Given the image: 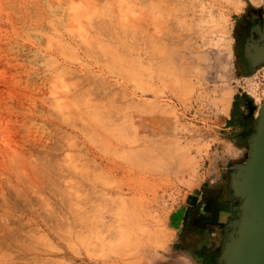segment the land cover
Listing matches in <instances>:
<instances>
[{
    "label": "rangeland",
    "instance_id": "374dc122",
    "mask_svg": "<svg viewBox=\"0 0 264 264\" xmlns=\"http://www.w3.org/2000/svg\"><path fill=\"white\" fill-rule=\"evenodd\" d=\"M237 1L0 0V264H149L172 241L194 246L189 214L245 160L236 130L264 99L259 74L235 67ZM140 34L155 53L145 82ZM151 142L156 160L138 150Z\"/></svg>",
    "mask_w": 264,
    "mask_h": 264
},
{
    "label": "water",
    "instance_id": "95a60500",
    "mask_svg": "<svg viewBox=\"0 0 264 264\" xmlns=\"http://www.w3.org/2000/svg\"><path fill=\"white\" fill-rule=\"evenodd\" d=\"M259 40L257 56L264 59V30ZM228 189L238 204L236 211L226 204L216 212L224 227L216 264H264V99L253 117L246 158L234 165Z\"/></svg>",
    "mask_w": 264,
    "mask_h": 264
},
{
    "label": "flooded vegetation",
    "instance_id": "af4514ba",
    "mask_svg": "<svg viewBox=\"0 0 264 264\" xmlns=\"http://www.w3.org/2000/svg\"><path fill=\"white\" fill-rule=\"evenodd\" d=\"M259 4H257V6L247 0L243 11L237 17L233 27V54L235 67L241 77L252 78L259 74L261 77L259 83L262 87V85H264V82H262L264 59L258 57L257 54L258 47L261 44L259 40L260 34L264 30L263 1ZM242 93L248 95V92L244 89H242L240 95H242ZM237 102H239V99ZM242 103L245 107L249 105L247 100H244ZM249 126L250 123L247 119L240 122L235 134L236 143H239L240 145L245 141L247 143L250 134L248 133ZM228 181L229 173L225 178H220L215 186L206 189L202 202L198 204V208H196L193 213L189 214L190 216H193L191 224L201 231L200 240L202 242L194 244L199 245L197 247L199 252H212V254L218 253L224 236V227L219 223L216 212L220 208L225 209L226 204H230L236 211L235 207L238 204V199L232 197L231 191L227 187ZM223 214L226 216L228 213ZM217 240H219L220 243H216ZM201 257H203L201 260L204 263V256Z\"/></svg>",
    "mask_w": 264,
    "mask_h": 264
},
{
    "label": "bare ground",
    "instance_id": "6f19581e",
    "mask_svg": "<svg viewBox=\"0 0 264 264\" xmlns=\"http://www.w3.org/2000/svg\"><path fill=\"white\" fill-rule=\"evenodd\" d=\"M238 1H239V0H238ZM238 1H237V2H238ZM249 1H250L251 3L257 5V4L261 3L263 0H249ZM154 4H155V3H154ZM161 4H162V3H161ZM155 5H158V4H155ZM259 5H260V4H259ZM153 6H154V5H153ZM257 6H258V5H257ZM155 7H156V6H155ZM157 9H158V7H157ZM157 9H156V10H157ZM160 9H161V7H160ZM158 10H159V9H158ZM162 10H163V9H161V11H162ZM153 11H154V10H153ZM162 12H163V11H162ZM165 12H166V11H165ZM156 13H157V12H156ZM142 18H143V17H142ZM141 20H144V19H141ZM147 21H148V20H147ZM144 22H145V21H144ZM142 24H143V23H142ZM145 25H146V24H145ZM140 29H142V28H140ZM155 29H156V28H155ZM146 31H147V29H146ZM138 34H139V33H138ZM144 34H145V32H144ZM144 34H142V35L140 34L141 37H140V40H139V46L137 47V48H138V51H137V52H138V59H139V63H138V65H139V66H138V74H139V76H138V77L140 78V80H141L142 82L144 81V78L146 77V74H147V75L149 74V73H147V60H150V61H148V62H152L153 57H155V53H154V52L151 53L152 51H151V52L149 51V52L151 53V54H149V52H148V50H147V48H148L147 46H149V45H148V42H149V40H151V37L149 36L150 39H149V38L147 39V37H146ZM150 35H151V34H150ZM154 36H155V35H154ZM154 36H153V37H154ZM138 39H139V38H138ZM152 40H154V38H153ZM155 40H156V39H155ZM158 41H159V40H158ZM151 42H152V41H151ZM155 42H157V40H156ZM175 43H176V42H175ZM160 44H161V42H160ZM160 44H159V45H160ZM171 44H172V43H171ZM137 45H138V43H137ZM176 46H178V45L176 44ZM149 47H150V46H149ZM166 47H167V46H166ZM178 48H179V47H178ZM176 49H177V48H176ZM165 50H166V49H165ZM171 50H172V49H171ZM179 50H180V49H179ZM179 50H178V51H179ZM163 51H164V50H163ZM166 51H167V50H166ZM173 51H174V50H173ZM167 52H168V51H167ZM169 52H170V50H169ZM169 52H168V53H169ZM158 53H159V52H158ZM158 53H157V54H158ZM168 53H167V55H168ZM173 53H174V52H173ZM178 53H179V52H178ZM169 54H171V53H169ZM180 54H182V53H180ZM152 55H153V56H152ZM176 56H177V55H176ZM189 56H190V55H189ZM194 57H195V56H194ZM199 57H200V56H199ZM176 58H177V57H176ZM181 58H182V57H181ZM183 58H184V56H183ZM201 58H202V57H201ZM156 59H157V57H156ZM163 59H164V58H163ZM166 59H167V58H166ZM184 59H185V58H184ZM136 60H137V59H136ZM159 60H160V59H159ZM168 60H169V59H168ZM172 60H173V59H172ZM172 60H171V61H172ZM186 60H188V58H187ZM191 60H192V59H191ZM191 60H190V63H191ZM205 60H206V59H205ZM169 61H170V60H169ZM171 61H170V62H171ZM173 61H174V60H173ZM173 61H172V62H173ZM154 62L157 63L156 61H154ZM170 62H169V63H170ZM176 62H177V61H176ZM166 63H167V62H166ZM173 63H175V62H173ZM177 63H178V62H177ZM179 63H180V64H177L178 66H177V65H176V66H173V64L171 65V68L174 67V68H173V72L170 70L171 73L174 74L173 77H176L174 71L177 70L178 72L176 71V73H179L180 71L182 72V70H181V66H182L183 64H181V62H179ZM182 63H183V62H182ZM192 63H193V61H192ZM157 64H158V63H157ZM163 64H164V63H163ZM175 64H176V63H175ZM195 64H196V63H195ZM195 64H194L193 66H195ZM198 64H199V63H198ZM180 65H181V66H180ZM136 66H137V65H136ZM159 66H160V65H159ZM172 66H173V67H172ZM179 66H180V68H179ZM184 66H185V65H184ZM184 66H183V71L186 70V69H184V68H186V66H185V67H184ZM188 67H189V66H188ZM154 68H155V67H154ZM157 68H158V67H156V69H157ZM165 68H166V67H165ZM169 68H170V67H169ZM169 68H168V69H169ZM175 68H178L179 70H178V69L175 70ZM190 68H191V67H190ZM160 69H161V68H160ZM188 70H189V69H188ZM102 71H103V70H102ZM155 71H156V70H155ZM167 71H168V70H167ZM119 73H120V71H119ZM166 73H167V72H166ZM161 74H162V73H161ZM180 74H181V73H180ZM153 76L156 77V78H162V77H161L162 75L159 76L158 73H156V74L154 73ZM179 76H180V75H179ZM182 76H183V75H182ZM136 77H137V76H136ZM138 77H137V78H138ZM180 77H181V76H180ZM139 78H138V79H139ZM163 78H164V77H163ZM163 78H162V79H163ZM183 78H184V76H183ZM169 79H170V78H169ZM171 79H172V77H171ZM150 80H151V79H150ZM178 80H179V79H178ZM178 80H177V81H178ZM145 81H146V78H145ZM145 81H144V82H145ZM167 82H169V81H167ZM178 82H179V81H178ZM152 83H153V82H152ZM165 83H166V82H165ZM173 83H174V82H173ZM181 83H183V82H181ZM185 83H186V82H185ZM188 83H189V82H188ZM191 83H192V82H191ZM113 84H114V83H113ZM169 84H170V83H169ZM169 84H168V85H169ZM177 84H178V83H177ZM189 84H190V83H189ZM170 85H171V84H170ZM178 85H179V84H178ZM186 85H187V84H186ZM192 85H193V84H192ZM192 85H191V86H192ZM148 86H149V85H148ZM194 87H195V86H194ZM153 88H154V87H153ZM155 88H156V87H155ZM185 88H186V87H185ZM188 88H189V87H188ZM192 89H193V88H192ZM148 90H149V89H148ZM153 90H154V89H153ZM155 90H156V89H155ZM156 91H157V90H156ZM112 92H113V91H112ZM123 92H124V90H123ZM116 93H117V92H116ZM180 93H181V92H180ZM88 94H89V93H88ZM108 94H109V93H107V95H108ZM90 95H91V94H90ZM109 95H111V94H109ZM79 96H81V95H78V97H79ZM91 96H92V95H91ZM125 96H127V94H126ZM78 97H77V98H78ZM82 97H83V96H82ZM86 97H87V96H86ZM108 97H109V96H108ZM108 97H107V98H108ZM111 97H112V96H111ZM75 98H76V97H75ZM79 98H80V97H79ZM105 98H106V96H105ZM105 98H104V99H105ZM113 98H115V96H113ZM81 99H83V98H80V100H81ZM87 99H89V97H87ZM87 99H86V100H87ZM94 99H95V98H94ZM108 99H109V98H108ZM111 99H112V98H111ZM226 99H227V98H225V100H226ZM144 100H145V99H144ZM81 101H82V100H81ZM87 101H88V100H87ZM93 101H96V99L93 100ZM153 101H154V100H153ZM85 102H86V101H85ZM98 102H99V101H98ZM114 102H115V101H114ZM223 102H224V101H223ZM225 102H227V101H225ZM107 103H108V102H107ZM107 103H106V105H107ZM110 103H111V102H109V104H110ZM153 103H154V104H157L156 102H153ZM91 104H92V103H91ZM95 104H96V103H95ZM100 104H101V103H100ZM146 104H147V103H146ZM106 105H105V106H106ZM112 105H113V101H112ZM114 105H115V104H114ZM158 105H159V104H158ZM83 106H84V105H83ZM98 106H100V105H98ZM109 106H110V105H109ZM115 106H117V104H116ZM124 106H125V103H124ZM124 106H123V107H124ZM128 106L130 107L129 103H128ZM131 106H132V105H131ZM138 106H139V105H138ZM156 106H157V105H156ZM94 107H95V106H94ZM94 107H93V108H94ZM107 107H108V105H107ZM111 107H112V106H111ZM117 107H118V106H117ZM142 107H144V106H142ZM142 107H141V108H142ZM83 108L85 109V107H83ZM83 108H82V109L80 108V109L83 111ZM113 108H114V106H113ZM158 108H159V106H158ZM226 108H227V107H226ZM120 109H121V108H120ZM78 110H79V109H78ZM87 110H88V109H87ZM87 110H86V111H87ZM106 110H107V109H106ZM114 110H115V109H114ZM82 111H81V112H82ZM89 111H90V110H89ZM97 111H99V110H97ZM97 111H96V112H97ZM84 112H85V111H84ZM92 112L94 113V111H91V113H92ZM79 113H80V112H79ZM164 113H165V112H164ZM166 113H167V112H166ZM89 114H90V113H89ZM167 114H169V113H167ZM80 115H81V114H80ZM91 115H92V114H91ZM93 115H94V114H93ZM93 115H92V116H93ZM96 115H97V114H96ZM169 115H171V114H169ZM115 116H116V115H115ZM82 117H83V116H82ZM82 117H81V118H82ZM84 117H85V115H84ZM97 117H98V116H97ZM107 117H108V116H107ZM120 117H121V116H120ZM105 118H106V117H105ZM97 119H98V118H97ZM97 119H96V120H97ZM109 120H110V119H109ZM93 121H94V120H93ZM101 121H102V120H101ZM89 122H90V121H89ZM110 125H111V124H110ZM115 125H116V124H115ZM115 125H114V126H115ZM164 125H165V124H164ZM174 127H175V126H173V129H174ZM94 130H96V129H94ZM183 130H184V129H183ZM164 131H165V130H164ZM82 133H83V132H82ZM98 133H99V131H98ZM98 133H97V134H98ZM100 133H101V132H100ZM83 134H84V133H83ZM102 134H103V133H102ZM144 135H145V134H144ZM158 135H159V134H158ZM142 136H143V135H142ZM149 137H150V136H149ZM155 137H157V136H155ZM120 138H121V137H120ZM140 138H141V137H140ZM145 138H147V136H146ZM150 138H151V137H150ZM161 138H162V137H161ZM163 138H164V137H163ZM163 138H162V144H164L163 141H165ZM174 138H175V137H173V139H174ZM153 139H154V138H153ZM165 139H166V138H165ZM168 139H169V138H168ZM171 139H172V138H171ZM171 139H169V141H171ZM173 139H172V140H173ZM176 139H177V137H176ZM179 139H180V138H179ZM121 140H122V139H121ZM139 140H140V139H139ZM156 140H157V139H156ZM160 140H161V139H160ZM154 141H155V140H154ZM154 141H153V142H154ZM189 141H190V140H189ZM145 142H146V140H145ZM147 142H149V141H147ZM167 142H168V140H167ZM185 142H186V141H185ZM135 143H136V142H135ZM157 143H158V142H156V143H152V142H151V143H145V144L143 145V147H140L139 149H138V148H137V149L139 150L140 153H143V154L147 155V157H150V156H151L150 158H152V157L154 158V157H155L154 160H156V156H152V155H153L152 153H155V152L157 153L158 150H159L158 152H160V154L162 153L161 156L164 155V153H165V152H161L162 150H160V147H159V146H156ZM160 143H161V142H160ZM188 143H189V142H188ZM155 144H156V145H155ZM172 144H174L173 147L175 146V147L173 148V151H172V152H173L172 154H173L174 156H173L172 154L169 155V154H168V153H169L168 151H167V154H165V156H166L167 158H169L170 156L173 157V158H171V159H172V160L174 159L175 163L177 162V163L180 165V163L182 164V163L184 162V158L186 157L185 155H187V154L184 153L185 150L183 151V149H182L183 147L180 146L179 142H176V144H175V143H172ZM182 144H183V143H182ZM159 145H160V144H159ZM170 145H171V143H170ZM116 146H117V144H116ZM141 146H142V145H141ZM162 146H163V145H162ZM171 146H172V145H171ZM183 146H184V145H183ZM188 146H189V145H188ZM112 147H114V144H113ZM137 147H138V145H137ZM121 148L124 149L122 146H121ZM188 148H189V147H188ZM188 148H186V149H188ZM196 148H197V147H196ZM133 149H134V148H132V150H133ZM168 149H169V148H168ZM111 151H112V150H111ZM124 152H125V151H124ZM135 152H136V151H135ZM196 152H197V151H196ZM127 154H128V153H127ZM151 154H152V155H151ZM157 154H158V153H157ZM145 155H143V156H145ZM155 155H156V154H155ZM167 155H169V157H168ZM188 155H189V154H188ZM130 156H132V155H130ZM130 156H129V157H130ZM165 156H163V157L166 159ZM136 157H137V156H136ZM190 157H192V156H190ZM164 158L162 159V157H161L160 159H162V161H164V160H165ZM186 158H187V157H186ZM146 159H147V158H146ZM148 159H149V158H148ZM158 159H159V158H158ZM158 159H157V160H158ZM171 159H168V160H171ZM193 159H194V157H193ZM128 160H131V159L129 158ZM132 160L138 162L137 160H134V159H132ZM139 160H141V159H139ZM154 160H152V161H154ZM166 160H167V159H166ZM172 160L170 161V163H169L168 161H166L167 164H171L170 166H172V164H173L172 162H174V161H172ZM187 160H188V159H187ZM189 160H190V159H189ZM133 161H132V163H133ZM141 161H142V160H141ZM141 161H140V162H141ZM149 161H151V159H149ZM149 161L146 160V162H149ZM193 161H194V160H193ZM143 163H145V162H143ZM149 163H151V162H149ZM149 163H148V164H149ZM155 163H156V161H155ZM161 163H162V162H161ZM188 163H189V162H188ZM188 163H187V164H188ZM118 164H119V163H118ZM118 164H114L113 167H110V170H109V171H111V172H113V173H117V175H118L119 173H123V174H125V173H134V172H136V168H140L141 166H143V165H141V166L139 167V165H138L139 163H138V164H137L138 167H136V168L132 167V169H131L132 171H131L130 169L123 167L124 165L122 166L121 164H120V165H118ZM140 164H141V163H140ZM153 164H154V163H152V165L149 164L150 167H148V168H151V166H154ZM167 164H166V166H167ZM178 164H177V165H178ZM189 164L191 165L192 162H190ZM131 165H132V164H131ZM146 165H147V164H146ZM160 165H162V164H160ZM179 165H178V166H179ZM111 166H112V165H111ZM134 166H135V164H134ZM180 166H181V165H180ZM108 167H109V166H108ZM127 167H128V166H127ZM146 167H147V166H146ZM154 167L157 169L156 166H154ZM164 167H165V166H164ZM176 167H177V166H176ZM129 168H130V167H129ZM155 168H153V169L155 170ZM161 168H162V166H161ZM167 168H168V166H167ZM180 168L183 169V167H180ZM187 168H188V167H187ZM192 168H193V167H192ZM108 169H109V168H108ZM142 169H143V168H142ZM142 169H141V170H142ZM144 169H145V168H144ZM153 169H152V170H153ZM139 170H140V169H139ZM193 170H195V169L193 168ZM156 171H157V170H156ZM159 171H160V169H159ZM172 171H173V169H172ZM183 171H184V170H183ZM185 171H186V170H185ZM174 172H175V171H174ZM174 172H173V173H174ZM192 173H193V172H192ZM126 175H127V174H126ZM135 175H137V174H135ZM124 176H125V175H124ZM176 178H177V175H176ZM144 218H145V217H144ZM141 219L143 220V218H141ZM146 220H148V219H146ZM143 221H144V220H143ZM141 222H142V221H141ZM146 222H147V221H146ZM144 223H145V222H144ZM147 223H149V222H147ZM145 224H146V223H145ZM146 225H147V224H146ZM156 237H157V240L160 241V244H161L162 246H163V244H165V243L167 242V239L169 238V236H168L167 234H158ZM156 237H155V238H156ZM156 242H157V241H156ZM158 246H159V245H158Z\"/></svg>",
    "mask_w": 264,
    "mask_h": 264
},
{
    "label": "crops",
    "instance_id": "0c3cea01",
    "mask_svg": "<svg viewBox=\"0 0 264 264\" xmlns=\"http://www.w3.org/2000/svg\"><path fill=\"white\" fill-rule=\"evenodd\" d=\"M227 120H230V117H227ZM234 125L235 124H231L228 122L227 127H234ZM197 202L189 204L188 207L197 206ZM190 226L193 227L195 231H197L193 236H191V240L194 241V244H196L197 242L198 244L201 243V231H199L198 228H196V226L194 227V225L192 224ZM174 244V241H172L164 249L155 253L154 256L150 258L149 264H212V262L213 264H216L215 259L217 254H212V252H199L197 250V247L199 246L198 244L194 246H189L187 248L183 246L180 247ZM199 255L204 256V263L201 260V258L203 257Z\"/></svg>",
    "mask_w": 264,
    "mask_h": 264
},
{
    "label": "trees",
    "instance_id": "16d2710c",
    "mask_svg": "<svg viewBox=\"0 0 264 264\" xmlns=\"http://www.w3.org/2000/svg\"><path fill=\"white\" fill-rule=\"evenodd\" d=\"M229 123L234 124L232 121H230Z\"/></svg>",
    "mask_w": 264,
    "mask_h": 264
}]
</instances>
